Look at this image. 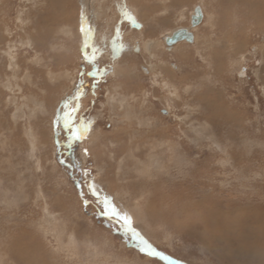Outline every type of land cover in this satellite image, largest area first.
<instances>
[{
    "label": "rangeland",
    "instance_id": "rangeland-1",
    "mask_svg": "<svg viewBox=\"0 0 264 264\" xmlns=\"http://www.w3.org/2000/svg\"><path fill=\"white\" fill-rule=\"evenodd\" d=\"M30 263L264 264V0H0V264Z\"/></svg>",
    "mask_w": 264,
    "mask_h": 264
},
{
    "label": "snow or ice",
    "instance_id": "snow-or-ice-1",
    "mask_svg": "<svg viewBox=\"0 0 264 264\" xmlns=\"http://www.w3.org/2000/svg\"><path fill=\"white\" fill-rule=\"evenodd\" d=\"M125 15L134 24L136 23L135 18L130 13L126 11ZM81 31L86 32L85 47H87L88 46L87 33L90 32V29L86 30L82 26ZM97 51H98L97 49L93 48L92 55L85 53V58L88 59L89 61L94 62L96 60ZM90 74L97 75L96 72ZM100 74H102V72ZM72 111L75 112L76 109H73ZM64 125L66 128L69 129V143H71L72 140H80L84 138L85 133L90 130L89 127L86 125L77 126L74 122V117L68 113H65ZM89 189L93 192L94 195H96L97 190L94 184H90ZM101 202L104 206L102 214L109 217H115L123 221L124 224L127 226V230L131 232L134 237L139 239L141 245H144L143 247H141L140 249L141 251H147L151 255H160V253L157 252L155 249H153L150 245H148L147 242L143 240L142 237L139 236V233L136 231V229L132 227V218L130 215H128L127 213H121L120 210L116 207V205L112 202L111 198L107 196H105Z\"/></svg>",
    "mask_w": 264,
    "mask_h": 264
},
{
    "label": "water",
    "instance_id": "water-1",
    "mask_svg": "<svg viewBox=\"0 0 264 264\" xmlns=\"http://www.w3.org/2000/svg\"><path fill=\"white\" fill-rule=\"evenodd\" d=\"M204 11L201 4L196 5L194 12L190 16V25L189 26H179L172 29L170 32L163 35L162 39L168 45V48H172L176 43L186 40L188 42H194L195 34L194 28L202 23L204 19ZM155 40L145 41L143 43V49L146 51L150 50V46L154 43ZM140 44L136 42V51H139ZM85 51V49H83ZM166 112V110H163Z\"/></svg>",
    "mask_w": 264,
    "mask_h": 264
},
{
    "label": "bare ground",
    "instance_id": "bare-ground-1",
    "mask_svg": "<svg viewBox=\"0 0 264 264\" xmlns=\"http://www.w3.org/2000/svg\"><path fill=\"white\" fill-rule=\"evenodd\" d=\"M203 11H204V9H203ZM204 15H205V12H204ZM204 17H205V16H204ZM195 28H196V27H195ZM195 28H194V29H195ZM147 41H148V40H147ZM150 41H151V40H150ZM154 43H155V42H154ZM154 43H152L151 46H152ZM141 46H142V45H141ZM141 46H140V47H141ZM151 46H150V49H151ZM141 49H142V47H141ZM258 227H259V226H258ZM224 230H225V229H224ZM203 231H204V230H203ZM207 231H208V229H207ZM229 231H230V230H229ZM231 232H232V231H231ZM231 232H230V233H231ZM244 234H245V233H244ZM234 236H235V235H234ZM240 236H241V235H240ZM239 238H240V237H239ZM236 239H237V238H236ZM258 241H259V240H258ZM237 242H238V240H237ZM240 242H241V241H240ZM262 242H263V241H262ZM235 243H236V242H235ZM11 246H12V245H11ZM7 248H8V246H7ZM22 248H24V247H22ZM22 248H21V249H22ZM11 250H12V249H11ZM24 250H25V249H24ZM22 252H23V251L20 250V253H17V254L15 253V254H16L15 256L18 257V258H20V259H22V260H25V261H26V259H28V258H27V256L25 257L24 254H22ZM27 252H28V251H27ZM29 252H30V251H29ZM23 253H24V252H23ZM25 253H26V252H25ZM30 256H31V255H30ZM28 257H29V256H28ZM35 257H36V256H35ZM29 258H30V257H29ZM32 260H33V259H32ZM32 260H31V261H32ZM34 260H35V259H34ZM37 260H38V259H37ZM32 263H33V262H32ZM30 264H31V263H30Z\"/></svg>",
    "mask_w": 264,
    "mask_h": 264
},
{
    "label": "flooded vegetation",
    "instance_id": "flooded-vegetation-1",
    "mask_svg": "<svg viewBox=\"0 0 264 264\" xmlns=\"http://www.w3.org/2000/svg\"><path fill=\"white\" fill-rule=\"evenodd\" d=\"M82 68H83V70H82L83 73H86V74H88L91 77H97L98 76V72H97L98 68L97 67L93 68V70H87L86 67H85V64H82ZM93 72H96L97 75H91L90 74V73H93Z\"/></svg>",
    "mask_w": 264,
    "mask_h": 264
}]
</instances>
